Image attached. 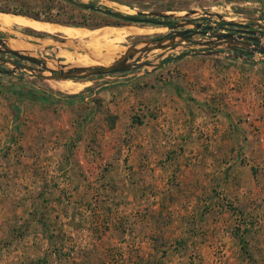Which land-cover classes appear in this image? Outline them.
<instances>
[{"label": "rangeland", "instance_id": "rangeland-1", "mask_svg": "<svg viewBox=\"0 0 264 264\" xmlns=\"http://www.w3.org/2000/svg\"><path fill=\"white\" fill-rule=\"evenodd\" d=\"M75 1L98 10L70 0H0V12L88 29L115 25L156 29L114 41L125 42L123 46L171 30L125 21L100 9L132 16L163 13L171 22H219L227 28L222 20L255 24L251 29H258L257 23L264 25V0ZM0 29H11L5 35L13 37L7 40L13 47L24 49L21 45L32 43L34 56L54 64L67 62L59 50L87 53L72 46L61 32L20 25ZM260 29L264 32V27ZM184 51L178 48L163 57L164 51H153L143 60L164 61L155 77L163 85L170 81L168 76H179L192 58L208 63L230 59L235 65L240 60L250 69H264V57L258 53L239 59L180 56ZM12 68L0 63V264H264L263 186L260 189L264 154L258 143L254 157L244 151L236 154L235 148L226 154L231 144L236 147V140L227 138L211 156L204 135L217 115L214 105L203 109L202 122L188 124L191 134L186 140L176 135L169 148L166 138L158 141L150 136L146 112L132 114L133 109L130 117L119 119L102 103L117 86L134 82L145 88L158 68L73 79L83 82L74 93L27 70L6 72ZM230 74L227 68L221 76L215 73L216 84L223 88ZM212 95V104L227 102L226 93ZM252 128L262 143L264 123ZM197 134L203 135V143L196 141ZM205 164L214 166L205 171ZM212 170L221 183L218 190L208 181ZM174 218L187 226L170 237L175 231L166 227Z\"/></svg>", "mask_w": 264, "mask_h": 264}, {"label": "crops", "instance_id": "crops-1", "mask_svg": "<svg viewBox=\"0 0 264 264\" xmlns=\"http://www.w3.org/2000/svg\"><path fill=\"white\" fill-rule=\"evenodd\" d=\"M188 61H186L188 65H184L185 68H181L183 70L182 73L179 76H168L170 81H167L164 85L161 81L157 82L155 78L161 70L160 67L152 73L153 79L150 80V83L145 88L141 85H135L134 82L131 84L127 83L125 86H117L111 91L110 98H112V103L108 102L110 99H108L109 95H104L106 99L102 101L103 107L111 108L119 119H122L123 116L130 117L128 112H133V109L135 111L132 114L146 112L145 124L150 132L149 134H151L150 136H154L153 139H158V141L162 137L166 138L170 148L171 143L178 139L176 135L186 140L191 134L188 124L191 122H202V119L205 118L204 114H206L203 109L208 108V105H214L218 112L214 119L211 120L209 129H206L209 135H204L206 139H209L208 146L211 156L215 155L222 147H218L220 141L227 138L229 141L236 140V147H232L233 144H231L229 152L227 151L226 154H230L231 149L235 148L236 154L244 151V155L254 157L252 150L253 147H257V143L260 154H264V134L260 135L261 143L257 139L258 136L254 135L252 131L254 124L258 122L259 124L264 123V69L258 67L250 69L247 63H242L240 60H237V65H235V60L230 59L218 62L211 61L210 63L194 58L189 63ZM177 63L181 64L180 61ZM168 66H171V64ZM226 68L230 71L231 76L227 78V84L222 88L221 83L219 85L216 84L218 82L217 77ZM214 72L218 74L217 77H215ZM229 80L235 81L232 83V81L228 82ZM203 85H206V90H203ZM225 93L226 103L219 101L211 103L212 94L224 97L223 94ZM255 116H257L256 118L259 121L255 120ZM207 119L203 120V122ZM245 119L248 120L246 121ZM252 121L254 123H251ZM200 129H202V126ZM202 137L203 135L197 134L196 141L199 140L203 143ZM191 139L193 138L191 137ZM202 152L203 149L201 154ZM202 166L198 165L199 168ZM213 166L214 164L212 166L205 164L203 170L208 171ZM216 173L215 170H212L208 181L211 180L212 189L218 190L221 183L218 180V176L217 178L214 177ZM235 181H237L236 178ZM262 186L264 188V177L262 178L260 189ZM212 198H214L213 195ZM176 220L175 218L172 219L169 227H166L167 229L170 228V231H175L170 237L179 235V230L184 231L187 226H185V222L181 223L179 221L178 223L179 218Z\"/></svg>", "mask_w": 264, "mask_h": 264}, {"label": "water", "instance_id": "water-1", "mask_svg": "<svg viewBox=\"0 0 264 264\" xmlns=\"http://www.w3.org/2000/svg\"><path fill=\"white\" fill-rule=\"evenodd\" d=\"M80 7L96 9L93 5L79 3L70 0ZM105 13L118 17L125 21L131 22H151L159 26H163V21H154L147 18H139L136 16L123 14L122 12L112 11L109 9H100ZM139 14L146 15L144 12ZM148 15V14H147ZM151 15L167 18L168 14L152 12ZM210 16V15H209ZM223 23L230 28L220 26L219 22L215 24L194 23L191 20L183 22H173L171 25L163 27L168 28L169 32L162 34L154 39L139 41L132 44H125L121 54L116 55L109 65H78L74 63L57 62L56 64L34 56L32 51L26 52L12 48L7 45V40L13 38L5 35L0 29V33L4 35L0 37V63H9L13 68L6 72L11 73L17 69L27 70L49 80H65V79H87L94 75H110L113 73H122L137 69L139 67L159 68L164 61H144L146 54L153 51H164L162 57L178 48L185 51L180 56H188L190 54H208L221 57L247 59L252 54L258 53L264 57V32L260 27L264 25L257 23L258 29H251L255 24L238 23L235 21L222 20ZM120 26V25H115ZM178 28H183L179 29ZM201 36L197 38L196 36ZM67 40V39H66ZM10 55L15 60L4 57ZM19 61L31 63L27 65ZM50 63V67L47 66ZM3 70L0 69V72ZM45 71H48L47 74Z\"/></svg>", "mask_w": 264, "mask_h": 264}, {"label": "bare ground", "instance_id": "bare-ground-1", "mask_svg": "<svg viewBox=\"0 0 264 264\" xmlns=\"http://www.w3.org/2000/svg\"><path fill=\"white\" fill-rule=\"evenodd\" d=\"M120 11V10H119ZM122 12V11H121ZM15 25L24 26L39 32H61L66 39H69L72 46L78 45L81 49H86L87 53L84 55H74L67 50H59L58 53L65 57L67 62L80 65H109L112 59L118 55L123 49L122 45L125 42H114L116 40H122L127 35L132 34H147L156 29H152L146 26H104L95 28L74 27V26H62L51 22L42 21L39 19L29 18L21 14H12L0 12V26L12 27ZM3 31L11 29H1ZM48 41V40H47ZM27 42V41H26ZM8 46L13 47L8 41ZM19 43H22L21 40ZM30 43V42H28ZM80 44H86L97 47H86ZM24 49L21 51L30 52L34 50V45L24 44L21 45ZM17 49V48H15ZM157 51V50H156ZM159 51V49H158ZM70 61V62H69ZM47 66L50 67V63L47 62ZM47 74L49 72H46ZM54 85L60 90L67 93H74L79 91L83 87V82L74 81L73 79L55 80Z\"/></svg>", "mask_w": 264, "mask_h": 264}, {"label": "flooded vegetation", "instance_id": "flooded-vegetation-1", "mask_svg": "<svg viewBox=\"0 0 264 264\" xmlns=\"http://www.w3.org/2000/svg\"><path fill=\"white\" fill-rule=\"evenodd\" d=\"M98 10V8H96ZM136 17H139V18H147L149 17L150 20H154V21H163L164 22V25L163 26H166V25H171L173 22L169 21L168 18H163V17H157V16H154V15H142V14H138ZM166 19V20H165ZM144 23H147V24H153V25H157L155 23H151V22H144ZM159 26V25H158ZM163 26H159V27H163ZM160 36V35H158Z\"/></svg>", "mask_w": 264, "mask_h": 264}]
</instances>
